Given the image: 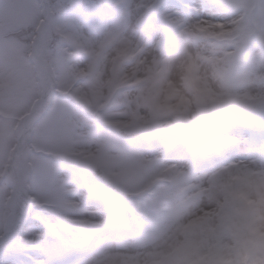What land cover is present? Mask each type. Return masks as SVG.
<instances>
[{
    "label": "snow or ice",
    "instance_id": "6c2138e0",
    "mask_svg": "<svg viewBox=\"0 0 264 264\" xmlns=\"http://www.w3.org/2000/svg\"><path fill=\"white\" fill-rule=\"evenodd\" d=\"M0 20V264H264V0ZM207 139L218 158L185 164Z\"/></svg>",
    "mask_w": 264,
    "mask_h": 264
},
{
    "label": "clouds",
    "instance_id": "9594fccd",
    "mask_svg": "<svg viewBox=\"0 0 264 264\" xmlns=\"http://www.w3.org/2000/svg\"><path fill=\"white\" fill-rule=\"evenodd\" d=\"M221 124L220 136L222 139H227L236 134L235 129L231 126L229 118L222 115L217 118ZM264 134V133H259ZM222 151V146L219 140L207 139L202 142H196L191 145H184L181 148L182 155L184 156L185 164L200 165L204 163L205 159L218 158L219 153Z\"/></svg>",
    "mask_w": 264,
    "mask_h": 264
},
{
    "label": "rangeland",
    "instance_id": "374dc122",
    "mask_svg": "<svg viewBox=\"0 0 264 264\" xmlns=\"http://www.w3.org/2000/svg\"><path fill=\"white\" fill-rule=\"evenodd\" d=\"M19 3L21 4V5H23L24 3H25V0H19ZM7 23V21H5V20H0V24H6Z\"/></svg>",
    "mask_w": 264,
    "mask_h": 264
}]
</instances>
